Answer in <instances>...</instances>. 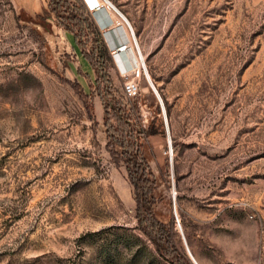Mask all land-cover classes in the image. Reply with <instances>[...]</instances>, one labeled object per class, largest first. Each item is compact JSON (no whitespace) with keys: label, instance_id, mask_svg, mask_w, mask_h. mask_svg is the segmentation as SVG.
Returning a JSON list of instances; mask_svg holds the SVG:
<instances>
[{"label":"rangeland","instance_id":"rangeland-1","mask_svg":"<svg viewBox=\"0 0 264 264\" xmlns=\"http://www.w3.org/2000/svg\"><path fill=\"white\" fill-rule=\"evenodd\" d=\"M111 1L162 101L139 70L124 101L165 131L142 141L155 217L196 264H264V0ZM87 16L79 47L48 0H0V264H171L105 148Z\"/></svg>","mask_w":264,"mask_h":264},{"label":"trees","instance_id":"trees-1","mask_svg":"<svg viewBox=\"0 0 264 264\" xmlns=\"http://www.w3.org/2000/svg\"><path fill=\"white\" fill-rule=\"evenodd\" d=\"M73 1L69 5L65 0H48V10L55 15L59 25L73 35L76 44L82 47L84 33L90 28L87 19L89 13L82 0ZM93 34L99 37L96 40L98 47L93 54L97 63L94 68L97 74L96 89L102 101L105 148L112 162L116 166L123 164L126 170L133 188L136 227L171 264H193L174 241L172 227L159 221L152 210L154 175L143 155L142 141L152 136H164L165 131L161 124L155 125V119L147 128L140 125L137 107L124 101L126 97L123 92L122 97L115 91L109 74L103 69L108 51L100 33L95 29Z\"/></svg>","mask_w":264,"mask_h":264},{"label":"built area","instance_id":"built-area-1","mask_svg":"<svg viewBox=\"0 0 264 264\" xmlns=\"http://www.w3.org/2000/svg\"><path fill=\"white\" fill-rule=\"evenodd\" d=\"M83 1L102 35L117 71L125 78L121 87L124 96L134 98L140 91L137 79L139 54L136 55L133 51L136 43L130 22L111 0Z\"/></svg>","mask_w":264,"mask_h":264},{"label":"bare ground","instance_id":"bare-ground-1","mask_svg":"<svg viewBox=\"0 0 264 264\" xmlns=\"http://www.w3.org/2000/svg\"><path fill=\"white\" fill-rule=\"evenodd\" d=\"M133 29V28H132ZM134 39H135V35H134ZM135 47H136V50H135V47H134V49H133V51H134V54H136L137 55V53L139 54V57H138V59H137V62H138V70H137V72H138V74H139V70L141 71V72H143V75H144V78H145V80H146V82L148 83V85L150 86V88L155 92V94H157V92L155 91V89L153 88V86H152V84L150 83V81H149V78H148V74H147V70H146V67H145V65L144 64H141L140 62H139V60L142 58V56H141V52H140V50H139V48H138V45H137V42H136V39H135ZM157 96H158V94H157ZM158 98H159V96H158ZM159 100L161 101V98H159ZM161 104H162V101H161ZM163 107V106H162ZM163 110H164V108H163ZM168 142H169V140H168Z\"/></svg>","mask_w":264,"mask_h":264},{"label":"crops","instance_id":"crops-1","mask_svg":"<svg viewBox=\"0 0 264 264\" xmlns=\"http://www.w3.org/2000/svg\"><path fill=\"white\" fill-rule=\"evenodd\" d=\"M152 137H154V136H152ZM147 139H148V138H147ZM173 215H174L175 221L178 222V223H176L177 226H178V227L180 228V230H181L180 221H179V218H178V215H177V212H176L175 204L173 205ZM182 237H183V240H184L185 250H186V247H187V249L189 250V253H190L191 256L194 258L193 254L191 253V251H190V249H189V247H188V244H187L186 239H185V237H184L183 234H182ZM188 256H189V255H188ZM189 258H190V257H189Z\"/></svg>","mask_w":264,"mask_h":264},{"label":"water","instance_id":"water-1","mask_svg":"<svg viewBox=\"0 0 264 264\" xmlns=\"http://www.w3.org/2000/svg\"><path fill=\"white\" fill-rule=\"evenodd\" d=\"M160 102H161V101H160ZM165 124H166V130L168 131L167 122H166ZM168 140H169V146H170V148H171V142H170V137H169V135H168ZM186 252H187V254L189 255V257H190L192 263H193V264H196V262L194 261L193 257H192L191 254L189 253V250L187 249V247H186Z\"/></svg>","mask_w":264,"mask_h":264}]
</instances>
